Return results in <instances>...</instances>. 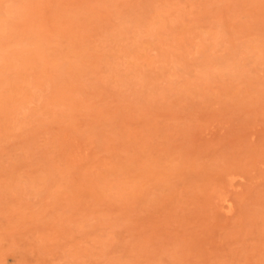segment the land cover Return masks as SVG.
Segmentation results:
<instances>
[{
	"label": "rangeland",
	"instance_id": "obj_1",
	"mask_svg": "<svg viewBox=\"0 0 264 264\" xmlns=\"http://www.w3.org/2000/svg\"><path fill=\"white\" fill-rule=\"evenodd\" d=\"M0 264H264V0H0Z\"/></svg>",
	"mask_w": 264,
	"mask_h": 264
}]
</instances>
